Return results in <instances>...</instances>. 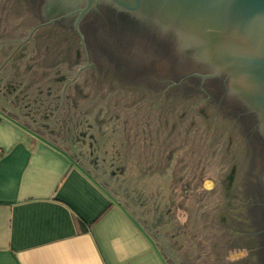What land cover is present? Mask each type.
Returning <instances> with one entry per match:
<instances>
[{"label":"rangeland","instance_id":"1","mask_svg":"<svg viewBox=\"0 0 264 264\" xmlns=\"http://www.w3.org/2000/svg\"><path fill=\"white\" fill-rule=\"evenodd\" d=\"M26 6V10H32L30 3ZM36 8L38 17L30 21L29 12L18 0H0V42L12 45V57L9 58L20 60L29 55V62L24 61L22 65L25 70L31 68L30 75L35 78L43 72L50 75L44 77L51 81L56 76L69 79L76 72L79 74L75 84L82 97L79 94L75 109L72 102L64 100L62 111L57 110L58 117L66 121L65 126L70 127L71 132L81 133L86 143L91 136L89 141L93 140L94 157L104 160L107 165L114 164L120 181L133 187L129 189L136 187L141 197L164 209V220L177 240L175 245L195 253L199 257L193 260L195 264H242L246 258L250 260L247 251L235 250L246 243L241 240L230 253L224 247L222 260L214 259L217 254L213 253L210 242L216 240L222 229V240L228 233L248 236V243H252L250 247L259 243V250L263 252L264 223L256 226L257 223L255 225L251 220L245 222L242 213L246 200L239 193L243 191V197H246L253 190L255 198L263 196L259 190L262 148L248 114H240L215 85L214 91L207 95L201 92L203 84L211 83L206 78L201 80L198 75H188V79L173 81L169 57L156 51L146 54L133 38L125 41L115 37L121 42L116 45L98 30L96 39H89L96 56L93 60L86 37L79 30L88 64L80 69L86 64V56L78 34L68 28L74 18L66 16V22L57 23L55 19L46 23L52 18L49 5L42 0ZM120 63L134 65L128 67L130 76L123 83L110 75L113 69L120 71ZM176 63L178 72L181 68L192 71L184 64ZM65 64H71V68ZM97 76H106L101 85L97 83L96 78H100ZM180 84L182 89L175 91ZM245 135L252 140L249 148L244 145ZM237 162L238 166L242 165V170L246 169L245 174L240 171L238 175ZM231 192L235 195L234 200L244 202L241 209L240 203L225 202ZM220 213L223 221L214 226L217 232H213V225H208L209 219L217 218ZM251 213V208L244 211L246 218Z\"/></svg>","mask_w":264,"mask_h":264},{"label":"crops","instance_id":"2","mask_svg":"<svg viewBox=\"0 0 264 264\" xmlns=\"http://www.w3.org/2000/svg\"><path fill=\"white\" fill-rule=\"evenodd\" d=\"M12 50L0 42V264H195V253L175 245L164 209L120 181L114 164L31 122L46 99L63 95L31 76L24 60L9 58ZM222 221L220 213L208 225ZM221 231L210 242L221 254L215 260L248 237L222 240Z\"/></svg>","mask_w":264,"mask_h":264},{"label":"water","instance_id":"3","mask_svg":"<svg viewBox=\"0 0 264 264\" xmlns=\"http://www.w3.org/2000/svg\"><path fill=\"white\" fill-rule=\"evenodd\" d=\"M45 1L52 11V18L46 23H50L61 16L69 15L68 13L70 12H68V9L71 8L70 6L63 5L53 7V4H55V0ZM113 1L119 6L125 8L127 11L139 10L137 15H132V18L138 19L139 16H142L141 20H143V22H146L147 26H149L147 30H143V32L147 31L149 36L168 41L169 43L167 42V44L170 45L168 47L171 48L170 52L175 57L177 54L175 52L172 40L168 37L162 36L160 33V26L162 23L179 25L204 32L210 37L214 46H216L217 48L222 47L227 35L237 34L240 31L252 26L253 23H264V0ZM71 2H75V0H71L67 5H71ZM73 4L72 6L74 7ZM150 19L158 23L157 29L151 28L155 25L152 24ZM134 26L136 27L137 24H135ZM135 27L134 30H131L129 28L127 29H129L128 31H130L131 33L129 35L130 38L137 40L136 37H139L137 32L140 31V29H137ZM75 33H77L79 36V40L82 43L83 50L86 56L80 33L79 31ZM21 43L23 42H20V44ZM221 59L224 62L231 63L230 58L227 56H222ZM183 64L189 69L198 72V76L200 77L201 75H206V73H201L198 70L197 66L193 65L190 61L183 60ZM87 65L88 64L86 56V64L84 67H80V69L85 68ZM249 71L251 72L255 82L254 87L251 90H238L235 94H233L230 90V85L227 83V80L225 84L224 82H222L224 79H226L225 77H221V79L217 80L215 83H213V85H215L223 93L222 97H225V99L230 104L240 110V114H248L250 124L253 127V132H255L260 141V138H264V59H260L251 64L249 66ZM225 85L226 87H224ZM257 119H259V122H257ZM260 144L262 148V172L259 181V190L264 196V141H260Z\"/></svg>","mask_w":264,"mask_h":264},{"label":"flooded vegetation","instance_id":"4","mask_svg":"<svg viewBox=\"0 0 264 264\" xmlns=\"http://www.w3.org/2000/svg\"><path fill=\"white\" fill-rule=\"evenodd\" d=\"M70 1L71 0H55V4H53L54 5L53 7L63 6V5L71 7L68 9V12L70 13H68L69 15L67 16H71V18H74V21L72 22L71 19V21L69 22L70 26L68 28L73 29L74 32H78L79 30L82 31L86 37L85 42H87V45L89 47H90L89 39L91 38L93 39V37L94 39H96L95 35L98 33V30H101L104 33V35L108 37L109 41H111L112 44L114 43L116 45L120 44L121 42L117 40L113 41L115 37H121V38L123 37L122 39L126 40V37H128L131 34L130 31L128 30L129 29L134 30L135 24H137L135 28L140 29V31H138L137 33H140V35L141 33L148 35L147 31L143 32V30H147L149 26H147L146 22H143V20H141L142 16H139L138 19L132 18V15H137L139 10L127 11L125 8L116 4L113 0H80V2L79 0H75V2H71V5H67L68 3H70ZM72 4L74 5V7L72 6ZM66 18H67L66 16H61L57 19L58 22L57 21L55 22L57 23L63 21L66 22L67 21ZM150 21L152 22V24L155 25L154 27L151 28L157 29L158 23L154 22L151 19ZM101 39L105 41L104 38L101 37ZM72 42L74 41H71V43ZM65 65L68 68L69 67L71 68V64H65ZM192 71L193 72L189 73V76H194V74L199 75L198 72L194 70ZM41 75L50 76L48 73L45 72H43ZM78 77L79 74H77L76 72V74L69 79H66L65 77L59 79L56 76V78H54L52 81L50 80L51 81L50 87L52 88V85H54L55 86L54 89L56 91H60L63 97L53 98L52 100L50 98L46 99V103H48V101H51L50 104H45L46 106L49 105L47 106V109H45L43 114L39 113L38 118L36 116L35 118L30 116V120L33 124H38V129L44 132V134H46L48 137L54 138L56 140H60L65 144L72 142L73 143L72 145L74 146L78 145L79 148L83 149L84 151L88 150L90 153H92L94 151V145H93V140L89 141L90 139H92L91 136L88 142L86 143V140L82 137L81 133L71 132L70 127L65 126L66 121L63 118L60 119V117H58L57 115V110L60 109L62 111V105L64 104V100L66 99L72 102L73 109L76 108V101L79 100V94L81 95L79 89L76 87L75 84ZM206 79L212 83H215L217 80H220L221 77L210 78V79L206 78ZM222 82H224L225 84L226 79H224ZM224 87H226V85ZM46 93H50V91ZM32 115L34 116V114ZM259 119H257V122H259ZM234 120L236 119L234 118ZM88 128L90 129L89 126ZM262 139L260 138L261 142L264 141L263 137ZM246 140L252 141L247 135H246ZM161 246L164 247L163 244ZM260 259H259L260 263L264 264V249L263 252L261 253Z\"/></svg>","mask_w":264,"mask_h":264},{"label":"clouds","instance_id":"5","mask_svg":"<svg viewBox=\"0 0 264 264\" xmlns=\"http://www.w3.org/2000/svg\"><path fill=\"white\" fill-rule=\"evenodd\" d=\"M160 33L172 40L178 58L206 73L200 78L225 77L233 94L254 87L249 66L264 59V23H253L237 34L227 35L220 48L206 33L195 29L162 23ZM222 56L229 57L231 63L224 62Z\"/></svg>","mask_w":264,"mask_h":264},{"label":"trees","instance_id":"6","mask_svg":"<svg viewBox=\"0 0 264 264\" xmlns=\"http://www.w3.org/2000/svg\"><path fill=\"white\" fill-rule=\"evenodd\" d=\"M19 1V4L20 5H22L23 6V9L24 10H26V8H27V2L28 3H30L31 4V8H32V10H26V11H28L29 12V15H28V19H30V21H31V18H36V17H38L37 15H36V12H37V9L38 8H36L37 6H39V4H40V2L42 1V0H18ZM39 1V3L37 4V2ZM33 16H35V17H33ZM137 34V33H136ZM138 36L139 37H136L137 38V42L139 43V44H141V47L140 48H142V50L146 53V54H149V55H151V53H154L153 51H156V53L157 52H160V53H164V56H168L169 57V61H170V64L169 65H171L170 66V69H171V76L174 78V80L173 81H182V80H184L185 78L186 79H188V75H189V73L190 72H193V71H190V72H187V70L185 71V70H183V68H181V70L182 71H177V70H175V65L177 64L176 62H179L180 64V66L183 64V60H181L180 58H178V56L176 55V57L175 56H173L172 54H171V52H170V49L171 48H169L168 46H170L169 44H167V42L168 41H166V40H163V39H157V38H154L153 36H148L147 34H144V33H141V35H140V33H138ZM130 36H128V38L125 40V41H129L130 39ZM113 41H116L115 39L113 40ZM169 43V42H168ZM88 51H89V53L91 54L90 56H91V58L94 60V59H96V56H95V53H94V49H92V48H88ZM155 53V54H156ZM94 55V56H93ZM160 55H162L163 56V54H160ZM93 56V57H92ZM111 56V55H110ZM126 58H128V57H126ZM178 58V59H177ZM20 59H22V60H24L25 61V63H27V62H29V55H27L26 56V58H24V57H21ZM177 60V61H176ZM185 61V60H184ZM100 63H101V61H100ZM95 64H98L97 62H96V60H95ZM121 64V69H120V71L118 70V71H116L117 69H113V71L111 70L110 71V75L113 77L112 79H115L117 82H125L126 81V79L128 78V76H130V71L128 70L129 68L128 67H134V65H130L129 63L128 64H123V63H120ZM172 64H173V66H172ZM174 67V68H173ZM127 68V70H125ZM30 72H31V70H30ZM128 72H129V74H128ZM69 73H71V72H69ZM80 77V76H79ZM78 77V78H79ZM97 77H100V78H96V80H97V83H98V85H101L104 81H105V79H106V76L103 78L102 76H97ZM108 77V76H107ZM118 78V79H117ZM120 79H122V80H120ZM185 81H187V80H185ZM208 81V80H207ZM96 83V82H95ZM96 83V84H97ZM212 83V82H211ZM207 84V85H204L203 84V86H201V92H203V93H205L206 95H207V92H211V90L213 89V83L212 84ZM182 89V84H180V86H178L176 89H175V91H180ZM198 91H199V89H198ZM182 102V101H181ZM214 105V104H213ZM215 106V105H214ZM44 112V111H43ZM43 112H41L42 114H43ZM37 118L39 117V115H37L36 116ZM245 137H246V135H245ZM249 142V143H248ZM250 142H252V141H249V140H247V141H245V147H246V145H247V147H248V145H250L251 143ZM255 142H257V140L256 141H254V143ZM249 148V147H248ZM251 149L254 151L255 150V147L252 145L251 146ZM242 153H243V151H241ZM253 155L255 154V153H252ZM243 159V158H242ZM250 161V160H249ZM242 163V162H241ZM247 163H249V162H247ZM251 164V163H250ZM236 165V168H237V173H238V175L240 174L239 172L240 171H242V173H246V169H243L242 170V165H240L239 164V166H238V162L235 164ZM246 166H247V164H246ZM252 165H250V167H251ZM241 173V174H242ZM241 176L242 175H240V179H242L241 178ZM239 179V176H238V182H239V184H241V180ZM242 185V184H241ZM245 191H248V190H245ZM243 191H241V192H239V193H241V197L244 199V200H246V206H245V208H244V210H243V215H244V220H245V222H247V220H251V222L252 223H255V225H256V223H257V225L256 226H258V223L262 226L263 225V223H264V196H262V198L260 197L259 199L258 198H255L256 196L254 195V193L251 191V193H250V195H248V196H246V197H243L244 195H243V193H242ZM234 194H233V192H231V193H229L227 196H226V198L227 199H225V202H228V201H230V202H232V203H240L239 204V208L241 209V206H243L244 205V202L242 203L241 201L239 202L238 201V199L236 200H234L233 198H234ZM231 197H232V199H231ZM242 198H240L239 197V199H242ZM257 200V201H256ZM248 202V203H247ZM258 203H260V204H258ZM226 206V205H225ZM225 208V207H224ZM246 208H251L252 209V213H251V215H250V217L249 218H246L245 216V214H244V211L246 212ZM258 209L260 210V209H262L263 211L262 212H260V211H258ZM263 213V214H262ZM222 216V218H224L223 217V215H221ZM226 216V215H225ZM240 221H242V220H240ZM239 221V222H240ZM225 224L226 225H228V226H231L230 224H229V222H226L225 221ZM255 228V227H254ZM256 230V229H255ZM244 231V233L246 232L245 230H243ZM263 234H264V228H263ZM246 239V247H240V248H245L244 250H246L247 251V253L249 254V256L251 257V259L250 260H248V262H249V264H261L260 263V261H259V259H260V257H261V253L262 252H260V248L261 247H258L259 246V243H258V246H257V243L255 244V246H252V247H250L251 246V244L252 243H248L247 242V240H249V237H247V238H245ZM257 241V240H256ZM261 260V259H260Z\"/></svg>","mask_w":264,"mask_h":264}]
</instances>
